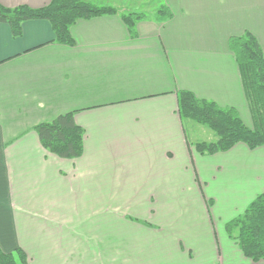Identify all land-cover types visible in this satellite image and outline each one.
<instances>
[{
  "label": "crops",
  "instance_id": "obj_1",
  "mask_svg": "<svg viewBox=\"0 0 264 264\" xmlns=\"http://www.w3.org/2000/svg\"><path fill=\"white\" fill-rule=\"evenodd\" d=\"M162 3L171 16L150 14L133 33L120 13L78 19L73 45L47 19L19 35L0 22L5 251L22 248L30 264H264L227 230L264 192V145L199 152L217 135L178 100L190 90L252 123L229 39L250 31L264 50V0ZM66 112L84 130L77 157L51 152L35 129Z\"/></svg>",
  "mask_w": 264,
  "mask_h": 264
},
{
  "label": "trees",
  "instance_id": "obj_2",
  "mask_svg": "<svg viewBox=\"0 0 264 264\" xmlns=\"http://www.w3.org/2000/svg\"><path fill=\"white\" fill-rule=\"evenodd\" d=\"M120 13L134 32L136 22L148 15L143 11L122 10L111 5H98L90 0H50L41 7L21 4L8 7L0 3V22L8 23L13 34L22 32V23L29 19H47L51 22L55 41L73 45L71 26L81 18ZM156 14L161 19L171 16L169 7L162 3ZM229 46L239 64L252 125L248 126L234 107H222L212 100L199 98L190 90L178 94L179 112L184 119H192L212 129L217 139L195 144L201 153L226 150L238 142L251 147L264 145V50L258 38L250 31L231 36ZM42 144L63 157H77L83 152L84 130L74 121L72 112L60 114L52 121L35 127ZM243 253L253 260L264 258V192L259 194L241 213L227 224ZM0 264H30L25 251L17 247L5 251L0 246Z\"/></svg>",
  "mask_w": 264,
  "mask_h": 264
},
{
  "label": "rangeland",
  "instance_id": "obj_3",
  "mask_svg": "<svg viewBox=\"0 0 264 264\" xmlns=\"http://www.w3.org/2000/svg\"><path fill=\"white\" fill-rule=\"evenodd\" d=\"M163 0H94L93 3L100 5V4H107L114 7H118L121 9L126 10H137V11H143L147 13V15L150 16V14L154 15V13L157 12L158 8L160 7ZM240 115V114H239ZM249 122V121H248ZM248 126H251L252 123H246ZM207 127V126H205ZM209 131L212 133H215L212 129L207 127ZM190 139L193 140V138L190 136ZM236 229H233L231 231L232 235L236 234Z\"/></svg>",
  "mask_w": 264,
  "mask_h": 264
}]
</instances>
